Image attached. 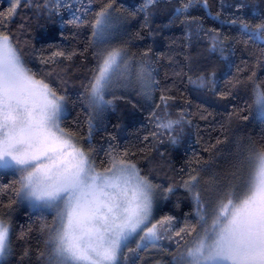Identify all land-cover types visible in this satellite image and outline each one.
I'll return each instance as SVG.
<instances>
[{"label": "snow or ice", "instance_id": "snow-or-ice-1", "mask_svg": "<svg viewBox=\"0 0 264 264\" xmlns=\"http://www.w3.org/2000/svg\"><path fill=\"white\" fill-rule=\"evenodd\" d=\"M42 2L49 17L61 14L63 7L72 12L68 22L77 25L85 22L81 14L91 13L90 38L79 54L89 48L97 50L96 68L85 85L89 110L85 137L79 126L75 130L65 126L66 97L48 81L52 73L33 71L11 32L0 24V171H12L17 177L8 207L20 201L40 212V231L47 249L40 253L44 264H137L139 253L150 248L167 253L170 264H264V145L247 148L227 177H214L203 188L199 171H189L178 187L192 203L193 221L185 220L183 227L176 228L174 217L157 218L158 199L174 195L176 186L162 188L142 175L131 159L134 153L112 151L98 160L90 143L95 118L114 110L115 100L124 99L117 95V88L136 89L146 100L152 99L159 82L153 74L151 50L134 61L126 46L112 45L120 24L115 0H101L95 11L92 5L97 0ZM20 3L15 0L9 16ZM159 3L143 0L140 11L147 17ZM196 4L207 9L208 0H181L173 19L183 17L191 27L194 18L190 10ZM73 6H79L80 13ZM234 7L243 9L245 4L238 0ZM209 35L208 51L218 52L226 61L225 41L214 31ZM241 35L264 45V20L255 25L241 21ZM77 54L56 52L40 62L55 65L56 57L71 60ZM176 75L186 76L197 89L216 90L215 72ZM174 99L160 97L166 116L169 101ZM253 105L264 120V88L259 84L253 87ZM150 114L160 134L177 128L183 132L184 126L191 124L186 112L178 119L161 118L156 111ZM169 140L176 145L180 137L169 136ZM215 147L210 145L208 151ZM3 207L0 205V260L11 252V223L5 219ZM165 240H175V251L163 247Z\"/></svg>", "mask_w": 264, "mask_h": 264}, {"label": "trees", "instance_id": "trees-1", "mask_svg": "<svg viewBox=\"0 0 264 264\" xmlns=\"http://www.w3.org/2000/svg\"><path fill=\"white\" fill-rule=\"evenodd\" d=\"M237 2L208 0L207 9L196 4L190 10L194 22L189 27L183 17L173 19L174 9L181 6V0H160L147 17L140 11L143 0H115L120 24L112 45L126 46L134 61L150 49L153 74L159 83L151 100L140 96L136 89L117 88V95L124 99L115 100L114 110L95 118L91 147L98 160L112 151L134 153L131 159L142 175L162 188L176 186L175 194L160 199L155 211L157 218L174 217L176 228L183 227L185 220H194L192 203L185 190L178 187L192 168L199 171L203 188L214 177H227L247 148L264 145V120L256 116L253 105L254 84L264 88V45L241 35V21L255 25L264 20V0H243L245 7L239 10L234 7ZM14 5L15 0H0V24L11 32L33 71L52 73L48 81L66 97L65 126L74 130L79 126L80 134L86 137L89 110L85 85L96 68L97 50L89 48L83 55L79 52L90 38L91 13L81 14L85 22L77 25L68 22L72 12L63 7L61 14L49 17L42 0H28V3L21 0L15 14L9 16ZM100 6L101 0H97L92 9L98 10ZM73 8L80 13L79 6ZM213 31L225 41L226 61L220 59L218 52L208 51L209 33ZM73 51L78 54L71 60L56 57L55 65L40 62L56 52L67 55ZM210 71L216 74L215 91L197 89L188 83L186 76L176 75ZM161 95L175 98L169 101L167 116ZM155 105H160L159 109ZM151 111L165 119H178L181 112H186L191 124L185 125L183 132L177 128L160 134ZM173 135L180 137L176 145L169 140ZM217 140L222 142L217 144ZM210 145H216L215 149L208 151ZM16 179L14 172L0 171V205L4 206L5 219L11 223V252L0 264H44L40 253H46L47 249L40 231L39 210L22 206L20 201L8 207L13 200L10 189ZM47 219L51 221V215ZM162 244L169 251L176 249L175 240H165ZM170 259L167 253L150 248L139 253L137 264Z\"/></svg>", "mask_w": 264, "mask_h": 264}, {"label": "rangeland", "instance_id": "rangeland-1", "mask_svg": "<svg viewBox=\"0 0 264 264\" xmlns=\"http://www.w3.org/2000/svg\"><path fill=\"white\" fill-rule=\"evenodd\" d=\"M256 110V109H255ZM66 112H67V109H66ZM256 116L257 117H259L258 116V114H257V112H256ZM260 118V117H259ZM159 192V191H158ZM160 199H158V201H157V207H158V205L160 204ZM21 204H22V206L24 205L25 207H28V208H31L27 203H23V202H20ZM157 207H156V209H157ZM31 209H33V208H31ZM156 209H155V211H156ZM155 215H156V213H155ZM134 244V243H133ZM134 246H135V244H134ZM170 263V261L169 262H166V261H157V263H155V264H169Z\"/></svg>", "mask_w": 264, "mask_h": 264}]
</instances>
